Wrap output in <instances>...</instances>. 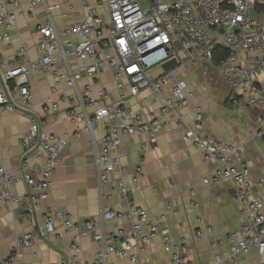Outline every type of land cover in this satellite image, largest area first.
<instances>
[{
    "label": "built area",
    "instance_id": "obj_1",
    "mask_svg": "<svg viewBox=\"0 0 264 264\" xmlns=\"http://www.w3.org/2000/svg\"><path fill=\"white\" fill-rule=\"evenodd\" d=\"M80 2L83 20L59 31L53 14L67 0H30L27 12L22 10V0H0V113L19 110L30 120V130L21 140L26 156L20 171L10 173L0 160V201L23 208L27 211L25 215H31L32 206L36 211L40 201L50 197L69 137L48 133L46 127L62 113V105H67L66 113L78 128L76 135L93 132L96 124H104L105 135L95 154L102 184L108 183L121 166L120 149L125 136L142 134L156 141L165 126L163 119L173 115L183 132V140L199 149L205 162L217 164L212 176L203 179V183L230 180L235 185L233 198L240 206L241 228L228 235L226 241L221 239L212 244L213 264H240L239 258L252 250L258 251L260 263L264 264V203L251 197L254 183L250 169L243 163L246 146L206 136L200 105L193 111L195 123H187L183 111L190 106L194 91L176 75L180 66L211 64L218 50L227 51L217 70L231 91L233 103L264 112V80L259 79L264 76V20L254 16L259 9L264 18V0H95V5L89 0ZM38 6H43L45 13V20L38 28L40 57L35 62L12 64L3 57L4 42L18 21L26 14L34 15ZM26 49L27 45L23 47V56ZM173 59L178 65L165 71L163 66ZM73 61L82 64L77 71ZM59 65L65 70H59ZM157 67L161 73L153 75L152 70ZM108 71L113 73L116 103H109V91L102 84L97 90L92 84L79 87L84 77L100 80ZM34 72H51L55 78L54 93L66 86L74 90L73 96L61 92L58 100L45 102L42 116L33 114L29 76ZM145 91L162 99L160 117L147 118L131 106V101ZM143 104L149 105V99H143ZM90 108L95 110L93 114L89 113ZM256 125V136L264 139V115L257 118ZM41 156L45 157L46 165L40 171V178H36L31 169ZM141 174L139 166L137 182ZM21 183L30 194L39 192L40 198L15 195L14 188ZM113 191L128 200L125 185ZM190 193L195 196L194 190ZM196 206L192 203L190 212ZM123 218L133 221L131 238L107 235L97 229L95 222L85 223L86 230L96 231L100 251L84 264H108L111 256L137 262L157 238L161 239L172 264H190L186 259L189 241L173 240L165 213L149 219L143 209L131 205L126 213L108 210L102 215L104 221ZM59 220L67 229L75 228L71 219L58 212L47 217L45 232L53 233ZM208 232L210 228L205 230ZM203 234L204 231L197 232L198 237ZM40 236L37 231L25 234L18 240L16 253L0 264H15L17 252L30 248ZM73 248L77 254L82 251L78 244Z\"/></svg>",
    "mask_w": 264,
    "mask_h": 264
},
{
    "label": "crops",
    "instance_id": "obj_2",
    "mask_svg": "<svg viewBox=\"0 0 264 264\" xmlns=\"http://www.w3.org/2000/svg\"><path fill=\"white\" fill-rule=\"evenodd\" d=\"M29 2L22 0L23 11L27 12ZM89 2L95 5V0ZM259 11L256 10L254 16L263 21ZM53 19L59 31L81 22L80 0H67L61 10L54 11ZM44 20L43 6H38L34 15L26 14L20 19L4 42L3 57L15 65L37 61L40 57L38 28ZM25 45L27 49L23 56ZM81 66L80 62L73 61L76 71ZM58 69L65 70L62 65ZM176 75L194 91L190 106L183 111L187 123H195L193 111L200 105L204 111L206 136L246 146L243 163L250 169L254 183L251 197L264 203V139L256 136V120L264 112L234 104L231 91L214 63H188L180 66ZM259 79L264 80V76ZM29 84L33 93L32 113L38 116L43 115L46 101L58 100L61 92L74 94V90L66 86H62L59 93H54L55 78L51 72L32 73ZM87 84H92L95 90L102 84L109 91V103L117 102L118 94L111 71L104 73L100 80L84 77L79 87ZM145 98L149 99V105L143 104ZM130 104L145 117L153 118L160 117L163 102L159 96L145 91ZM66 108L67 105H62V113L46 127L48 133L69 137L60 157L50 197L40 201L35 217L33 214H22L19 212L21 208L0 201V263L16 253L21 237L33 231H41L42 235L30 248L17 252L15 264H84L92 261L100 251V245L95 240L96 231L86 230L85 223L95 222L97 229H102L107 235L131 238L133 221L127 218L104 221L102 215L108 210L126 213L132 205L143 209L149 219H155L160 213L166 214V225L173 240L179 242L185 238L189 241L186 259L190 264H213L212 244L221 239L226 241L228 235L241 228L240 206L233 198L235 185L230 180L210 185L203 183V179L212 176L217 164L205 162L201 151L183 140V132L177 127L174 116L163 119L165 126L156 141L142 134L125 136L120 149L121 166L110 176L108 183L102 184L95 154L105 135L104 124H96L93 132L83 131L76 135L78 128L69 119ZM94 111L89 109L90 114ZM29 130L30 120L21 111L0 113V160L12 174L20 171L26 156L21 140ZM45 165V157L37 158L31 169L32 175L40 178V171ZM139 166L142 167V174L137 182ZM120 185L128 188V200L114 193L113 189ZM192 190L195 196L191 195ZM14 194L22 198H40L39 192L30 194L23 183L16 185ZM192 203L197 206L190 212ZM58 212L65 219H71L75 228L67 229L59 220L55 223V231L47 234L46 219ZM207 228L211 232L205 233ZM198 231H204V234L198 237ZM76 244L81 246L80 254L74 251ZM239 262L261 264L257 250L241 256ZM108 264H172V261L165 253L161 239L157 238L137 262L111 256Z\"/></svg>",
    "mask_w": 264,
    "mask_h": 264
},
{
    "label": "water",
    "instance_id": "obj_3",
    "mask_svg": "<svg viewBox=\"0 0 264 264\" xmlns=\"http://www.w3.org/2000/svg\"><path fill=\"white\" fill-rule=\"evenodd\" d=\"M177 65H178V61H177L176 59H173L172 61L166 63V64L163 66V68H164L165 71H169L170 69L176 67ZM31 210H32V214H33L34 217H35V213H36V211H35L34 206H32ZM19 212L22 213V214H26V213H27V211H26L25 209H23V208H21V209L19 210ZM39 233L42 235L41 231H39Z\"/></svg>",
    "mask_w": 264,
    "mask_h": 264
},
{
    "label": "trees",
    "instance_id": "obj_4",
    "mask_svg": "<svg viewBox=\"0 0 264 264\" xmlns=\"http://www.w3.org/2000/svg\"><path fill=\"white\" fill-rule=\"evenodd\" d=\"M228 55V52L227 51H224V50H218L216 53H215V59H214V64H218V62L220 61L221 58H225L227 57Z\"/></svg>",
    "mask_w": 264,
    "mask_h": 264
},
{
    "label": "rangeland",
    "instance_id": "obj_5",
    "mask_svg": "<svg viewBox=\"0 0 264 264\" xmlns=\"http://www.w3.org/2000/svg\"><path fill=\"white\" fill-rule=\"evenodd\" d=\"M158 73H161V69L159 67H157V68H155V69L152 70V74L153 75H156Z\"/></svg>",
    "mask_w": 264,
    "mask_h": 264
}]
</instances>
